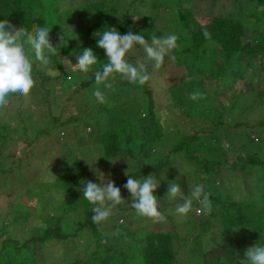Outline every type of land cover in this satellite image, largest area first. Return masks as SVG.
<instances>
[{"label":"trees","instance_id":"1","mask_svg":"<svg viewBox=\"0 0 264 264\" xmlns=\"http://www.w3.org/2000/svg\"><path fill=\"white\" fill-rule=\"evenodd\" d=\"M121 1L123 3L124 0ZM187 1L190 0H169L171 6H174L175 3L180 5L181 10L172 7L173 13L176 12L177 14V17H174V24L178 22L175 24V29L180 31V33H176L178 37L177 47L170 50L164 61L172 57L173 65L182 64L183 73L190 75V77L178 81L172 87L175 98H178L186 106L185 113L182 115L193 117L190 113L195 111L194 114L198 113V115L202 116L201 112L205 111L209 114L204 117L211 121V125L208 127V135H201L200 133L186 135L181 137L180 143L174 147L176 151H184L183 149H186L187 157L197 160L198 170L204 173V178L210 180L211 183L207 187L204 186V190L208 194L212 210L209 212L205 209H200L203 212L199 214L201 216L204 212L208 213L209 217H206L205 220L207 221L208 229H212L214 232V235L210 236L211 240L207 236L212 241L210 248L207 250L210 256L209 258L199 256L195 264H244L243 255L248 249L245 245L249 242L256 244L264 236V159H261L257 150H253L254 152L248 151L249 148H254L256 145L263 143V139L252 136L253 132H262L260 127L263 124L248 122L244 119L246 110H250L252 101H258V107L264 101V0H235V2L241 3L246 8L244 12L250 15L214 16L209 22L202 25L199 24V20L189 8L190 4L186 3ZM59 2L60 0H0V19H8L17 29L23 27L32 35H34V29L40 26H46L51 30L50 40L53 46L57 47L58 55L51 58L49 66L57 68L60 74L50 77L44 66L38 62L33 65V75L36 80L35 87L45 89L47 92H50V90L53 92L56 87H61L60 90L63 89L62 85L52 83L55 79L62 78L63 82L70 79L66 68L67 65L61 58L62 55H66L67 58L74 61L76 54L78 55L82 49L90 48L101 62H106L105 52L97 46L94 38V33L103 30L105 27L108 29L114 27L122 35L127 34L129 31L140 33L146 38L155 35L151 33L152 30L146 21L145 25H142V19L135 20L133 12L128 8V4L123 3V6H121L119 0L99 1V4L93 8L95 18L87 14L89 24L86 26L79 24L77 27L72 24L74 13L78 8L89 12L90 6L84 3L79 7L75 6L62 10ZM130 2L129 6L134 3L133 0H130ZM151 22H155V18L152 17ZM246 28L254 33L255 38H249L250 35H248ZM62 29L66 30L70 37H67ZM181 29L186 30L187 33L182 35ZM174 32L172 29V32L168 33V35ZM76 34H80L83 37V40L79 43L75 42ZM160 34L161 32L158 33V35ZM56 37L59 40L54 43ZM136 48L139 50L143 49L140 46ZM202 53H204V57L200 56L201 58L198 60V55ZM244 54L249 56L247 60L241 58ZM216 56L221 57V60L217 63L214 62ZM256 56L259 57V62L256 60ZM134 58L131 50L129 54L130 62L133 64L137 63V61L143 62L146 64L149 73L153 72L151 63H146L145 56H142V59H137L136 62ZM195 58L199 61L198 66L194 63ZM243 75L250 77L253 88L235 94L231 105H229L230 107L226 106L221 109L217 107L215 98L218 95L222 97V95L226 94L227 92L224 89L228 88L233 80H237L239 76ZM114 80L115 87L113 88L115 91L117 89L118 93L126 94L129 90L142 91L146 99L144 104L146 107L143 109L147 112L146 116L140 115L139 117L146 120L144 122L147 128L149 124L154 125L148 129L150 134H152L148 139L151 137L152 141L158 137L162 139L164 136L162 133L163 127L159 125L160 120L154 110L156 102L153 90L149 85L150 80L143 86L131 84L119 75H116ZM75 81L77 82V79ZM77 83H74L76 85L75 88L88 87L94 83V75L92 74ZM210 87L215 89L214 93L216 96L212 93H207ZM192 94H196L195 99H192ZM134 107L136 106L133 105ZM202 108H205V110H202ZM231 109H233L231 117H225L226 112ZM4 110H0V113L5 116ZM7 114L10 115L9 113ZM64 114L62 115L64 116ZM76 115L78 114L73 112L65 115L64 118L60 117L61 119L59 116H54L52 121L55 122H50L53 124L55 131H51L48 128L49 126L35 131V126L31 125L28 129V124L24 122L23 116H19L18 119L13 117L12 119L14 120H11V122L16 126V133L14 134L18 137L17 139L23 143L24 147H27V145L29 147L30 144L36 143L37 139L43 134L52 133L54 134L52 138H56L59 135L58 138H64L63 140H65L67 138L65 136L66 133L62 131L65 133L62 134L59 131L61 129L59 127L63 124L71 123L75 120ZM133 115H136L134 110ZM148 117L149 120H147ZM7 126L8 123L6 121L0 120V174L5 172L13 173L12 170L16 167L12 168V164L15 161L22 156L33 157L35 155L31 148L27 150L26 148L21 149L23 150L21 152L23 155L16 159H13L14 151L12 153L10 151L9 154L8 152H3L8 144L7 140L11 136L8 133L9 128ZM56 129L58 130L56 131ZM132 135H134V131L132 133L128 131L126 142L131 143V141H134ZM225 139H227V147L224 145ZM107 144V146L105 145L106 153L116 154L119 148L118 141L113 138ZM138 144L142 151L144 146L147 145V141L141 140ZM138 144H134L133 147ZM128 147L131 148L129 144ZM200 151L206 153V155L203 153L200 157L197 154ZM6 157L10 160V163L8 162L9 165H6V162L4 163ZM67 158H70L69 163L71 166L79 168V172L69 173L63 169L60 172V176L55 178L57 182H60L61 178L64 179L62 190H66V192L72 191L73 188L79 186L81 184L79 181L87 179L82 156L78 154ZM16 166L18 168L20 163L16 164ZM129 175L138 176L137 173ZM238 175H241V178L237 177ZM127 178L122 179L117 184L121 189L122 196L127 191L123 187L127 182ZM238 190L241 193H238ZM233 192L241 194V200L235 198V194H232ZM81 199H84L83 196L75 197L74 193L73 197L63 200L62 205L64 207L62 206L60 213L49 217L46 213L39 214L46 221V226L42 229L41 235H34L23 242H17L14 238H6L4 240L13 242V246H17L15 248L19 247L21 250L31 247V255L33 257L36 254V250L38 251L37 246L41 241L50 240L54 237L59 239L69 236L75 237L77 230H81L84 227L95 229L96 226H101V223H94L91 219V207L93 206L87 201L83 205L88 206L90 210H86V214L83 215L85 218L76 217L74 208L80 207ZM20 202L18 200V203ZM71 203L74 206H70ZM70 212H73V214H70ZM78 212L80 213V211ZM63 215H70V218L62 221ZM216 218H218L217 225ZM150 221L147 231H144L143 228H140L141 230L138 228L133 230L128 227L126 230L128 242L126 240L122 242L123 239L120 238V241L114 247L115 252L119 251L115 257L117 261L119 259L117 264H191L190 256L192 255L188 247L189 242H192V245H196L195 239H191L193 234L184 235L179 229V224L174 225L171 230H161L162 228L158 225L161 221ZM74 224H77V226ZM71 230L76 232L69 233ZM124 231L125 229H116V234L120 235ZM215 231L219 232L215 234ZM81 236L78 235V244L76 243L78 247L85 242V240L80 241L79 237ZM95 238L96 243H100L102 240L99 233ZM125 242L127 243L124 244ZM222 244L230 245L235 254L227 252L223 257L210 254L215 247ZM1 249L0 253L4 247ZM87 249L82 248V254L87 258L86 264H101L102 256L110 253L109 249L107 250L104 245H99L95 250L94 246ZM90 250H93L92 254H90ZM204 251L206 252V250ZM76 257V255L69 257L68 260L66 259V263L74 264ZM34 262H36V259Z\"/></svg>","mask_w":264,"mask_h":264},{"label":"rangeland","instance_id":"2","mask_svg":"<svg viewBox=\"0 0 264 264\" xmlns=\"http://www.w3.org/2000/svg\"><path fill=\"white\" fill-rule=\"evenodd\" d=\"M99 1L101 0H60L59 3L62 10L75 6L79 7L84 3L90 6L89 12L78 8L74 13L72 24L74 27H77L79 24H82V26L89 24L87 14L95 18L93 8L99 4ZM107 1L109 2V0ZM121 2L119 0L121 6H123V3L128 4V8L133 12L135 20L142 19V25H145L147 22V25L152 30L151 33L155 34L154 36L164 38L168 33L172 32V29L175 31L174 34L180 33V31H176L175 29V24L178 22L174 24V17H177V14L172 11V7L181 10L179 3L171 6L169 0H133L134 3L129 6L130 0ZM186 3L190 4L189 8H191L201 25L209 22L214 16L250 15L244 12L246 8L241 3L235 2V0H190ZM152 17L155 18V22L153 23L151 22ZM170 18H172L171 21H169ZM246 30L248 35H250L249 38H255L253 32L247 28ZM159 32H161L160 35H158ZM185 33L187 31L181 29V34L184 35ZM76 37V43L83 40L80 34H76ZM58 40L59 38L56 37L54 43ZM132 53L135 57V62L137 59H142V56H145L143 49L134 48ZM200 56L204 57V53L198 55V60L201 58ZM248 57L247 54H244L241 58L247 60ZM61 58L67 65L66 68L70 79L66 82H63L62 78L55 79L52 83L62 85V90H60L61 87H56L53 92L52 90L47 92L45 89L35 87L27 97L12 98L4 110L5 116L0 113V120L8 123V133L11 135L7 140L8 144L5 146L3 152H8L9 154L10 151L11 153L14 151L13 159L23 155L21 154L23 152L21 149L26 148L27 150L31 148V151L35 153L33 157L22 156L19 160L15 161L12 164V168L16 167L12 170L13 173L5 172L0 174V250L4 247L0 253V264H67L66 261L69 257H73L74 255L77 256L74 264H86L87 258L82 254V248L87 249L89 247L88 249H90L94 246L95 250L99 245H104L110 251V253L102 256L101 264H117L119 259L117 261L115 257L119 251L115 252L114 247L120 241V238L123 239L122 242L125 240L128 242L126 236L128 227L133 230L137 228L141 230L140 228H143L144 231H147V226L151 222L149 218L136 215L135 210L131 207L132 197L128 191L122 196L125 201L112 208L110 217L108 220L102 222L101 226L98 225L95 229L84 227L81 230H77L75 237L69 236L64 239L54 237L50 240L41 241L37 246L38 251L36 250V254L33 257L31 255V247L21 250L19 247L15 248L17 246H13V242L5 241L4 239L14 238L17 242H23L34 235H41L42 229L46 226V221L39 214L46 213L49 217L50 215L60 213L62 206L64 207L62 205L64 199L73 197L74 193L75 197L83 196L82 185L86 181L103 184L111 180L118 186V182L127 177L126 170L129 168V164V174H138L134 178L140 179L142 177L155 176L160 180V187L156 190L155 194L158 196L161 211L167 217L165 221H161L158 224L162 228L161 230H171L174 225L179 224V229H181L184 235L193 234L190 237L191 239H195L196 245H192L193 243L189 242L188 247L192 255L190 256L191 264H195L199 256L209 258L210 255L207 250L212 243L210 236L214 235V232L212 229H208V224L205 220L206 217H209L208 213L204 212L203 215H199L203 212L200 209L204 210L202 204L194 201L190 213L187 216L181 217L175 214L174 211L177 203L180 201L172 200L166 196L169 181H177L185 195L189 194L190 185L202 184L207 187L211 184L210 180L204 178V173L198 170L199 165L197 160L195 161L187 157L188 153L186 154V149H183L184 151H176L174 149L180 143L181 137L195 133L208 135V127L211 125V121L204 117L209 114L208 112H201L202 116L198 115V113L194 114L195 111L190 113L193 117L182 115L185 113L186 106L178 98H175L172 90V87L178 81L190 77L188 73H183L182 64L173 65L172 57L166 58L168 60L162 63L160 69L156 70L155 73L152 72L154 75H152L149 85L153 90L156 102L154 110L158 115L160 120L159 125H162V133L164 134L162 139L158 137L152 141V137L148 139L152 135L148 129L154 125L149 124L147 128L144 122L146 120L139 117L140 115L146 116L147 112L143 109L146 107L144 106L146 99L142 91L129 90L126 94L118 93L119 91L117 89L115 91L113 88L115 87L116 80L113 79L111 80V88L104 89L101 86V89L105 92L107 102L100 104L92 95L96 87L95 83L81 89L75 88L76 85L74 84H78L77 82L90 77L93 73L82 74L78 69L73 68L70 59L66 55H62ZM255 58L259 62V57L256 56ZM220 60L221 57L216 56L214 62L217 63ZM71 62L75 64L77 61L75 59ZM147 62L151 63L146 60ZM190 62L192 61L190 60ZM198 62L195 58L194 63H196V66H198ZM76 79L77 82L75 81ZM252 88V81L248 75L239 76L237 80L232 81V84L228 88L224 89L227 92L226 94L222 95V97L218 95L215 98L217 107L220 109L226 106L230 107L229 105H231L235 94L240 91L251 90ZM208 89L210 91L207 90V93H212L216 96L214 88L210 87ZM132 104L136 107L133 108ZM257 104L258 101H252L250 110H246L244 119L248 122L263 124L260 127L262 132L260 131L259 133L257 131L252 133L253 137L263 139V143L256 145L254 148H249L248 151L257 150L261 159H264V101L262 104H259L260 107ZM203 109L205 110V108ZM133 110L136 115H133ZM232 110L226 112L225 117L230 118ZM73 112L78 114L75 120L59 127L61 128L60 132L64 131L66 133L62 132L67 137L65 140H63L64 138H58L59 135L56 138H52L54 135L52 133L43 134L37 139L36 143L30 144L29 147L28 145L24 147L23 143L14 134L16 133V126L11 122V120H14L12 119L13 117L18 119L19 116H23L24 122L28 124V129L31 125L35 126V131L49 126L48 128L51 131H55L51 123L55 121H52V118L54 116L64 118L65 115L72 114ZM147 120H149V117ZM128 131L130 133L134 131V135H132L134 141H131V143L126 142ZM113 138L118 141V151L116 154H107L105 145L107 146V142H111ZM141 140L147 141V145L144 146L142 151L138 144ZM224 142L225 147H227V139ZM128 144L131 148L128 147ZM134 144L138 145L133 147ZM203 153L200 151L197 154L201 157ZM78 154L83 158L87 179L79 181L81 182L79 186L73 188L72 191L66 192V190H62L64 179L61 178L60 182H57L55 178L60 176V172L63 169L69 173L79 172V168L71 166L69 163L70 158H67ZM4 160V163L6 162L5 164L9 165V158L6 157ZM19 163L20 166L17 168L16 164L18 165ZM161 176H164L165 179H161ZM237 177L241 178V175ZM159 192L160 194H158ZM238 193H241V191L238 190ZM238 193L233 192L232 194H235L233 196L241 200L242 195ZM18 200L21 202L18 203ZM81 201L80 207L74 208V211L77 218L84 219L83 215L90 208L84 206L86 200L81 199ZM70 206H74V204L71 203ZM71 213L73 214V212ZM69 218L70 215H63L62 221H66ZM217 220L218 218H216V225L218 224ZM74 225L77 226V224ZM116 229H125V231L117 235ZM73 231L71 230L69 233ZM218 232L215 231V234ZM98 233L102 239L100 243H96L95 236ZM78 235H82L79 237L81 242L85 240L84 244L80 247L77 245ZM207 236H209L210 240ZM207 244L208 246L206 247ZM253 245L255 244L249 242L245 247L249 248ZM96 246L97 248H95ZM231 248L230 245L226 244L218 245L210 254L223 257L225 253L231 252L234 255L235 251ZM204 250H206L207 254ZM92 251L90 250V254H92ZM34 258L36 262H34Z\"/></svg>","mask_w":264,"mask_h":264},{"label":"clouds","instance_id":"3","mask_svg":"<svg viewBox=\"0 0 264 264\" xmlns=\"http://www.w3.org/2000/svg\"><path fill=\"white\" fill-rule=\"evenodd\" d=\"M62 31L70 37L66 30ZM50 32L48 27L40 26L34 29L32 35L23 27L17 29L8 19H0V110L5 109L12 98L27 97L31 93L36 85L33 75L34 63L38 62L44 66L50 77L60 74L57 68L49 66L51 58L58 55L57 47H54L50 40ZM94 38L97 46L104 50L106 62H101L92 49L84 48L78 55L76 54L77 62L72 64L70 60V63L82 74L93 73L96 87L92 95L100 104L107 102L101 86L104 89L111 88V80L116 75L131 84L145 85L152 78V74L160 69L170 50L177 47L178 41L174 33L164 38L156 36L146 38L131 31L122 35L114 27L111 29L105 27L94 33ZM137 46L143 48L146 60L151 62L153 73H149L143 62L137 61L135 64L130 62V51ZM195 98L196 94H192V99ZM129 168L126 170L127 182L123 187L131 194V207L136 215L157 222L165 221L167 217L161 211L158 196L155 194L160 187V180L155 176L134 178L129 175ZM161 179L165 177L161 176ZM82 194L93 206L91 219L97 224L108 220L112 208L125 201L120 187L111 180L103 184L86 181L82 185ZM166 196L180 201L174 211L181 217L190 213L194 201L200 202L205 210L209 212L212 210L208 194L202 184L190 185V192L185 195L177 181H169ZM243 258L244 264H264V236L260 242L245 251Z\"/></svg>","mask_w":264,"mask_h":264}]
</instances>
